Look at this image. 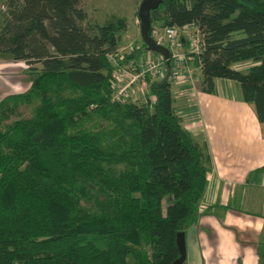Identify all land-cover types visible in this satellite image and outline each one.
<instances>
[{"label":"trees","instance_id":"16d2710c","mask_svg":"<svg viewBox=\"0 0 264 264\" xmlns=\"http://www.w3.org/2000/svg\"><path fill=\"white\" fill-rule=\"evenodd\" d=\"M4 3L0 55L24 62L31 80L0 101V264H172L209 154L183 127L171 80L147 78L153 100H113L124 18L98 23L80 0ZM158 21L196 27L201 93L217 78L237 82L264 122V0H162L151 37ZM138 51L125 60L151 50ZM162 59L176 79L171 52ZM19 105L29 115L7 121Z\"/></svg>","mask_w":264,"mask_h":264},{"label":"crops","instance_id":"0c3cea01","mask_svg":"<svg viewBox=\"0 0 264 264\" xmlns=\"http://www.w3.org/2000/svg\"><path fill=\"white\" fill-rule=\"evenodd\" d=\"M189 116L209 162L184 230L186 264H264V122L233 81L219 78L213 94L198 92Z\"/></svg>","mask_w":264,"mask_h":264},{"label":"rangeland","instance_id":"374dc122","mask_svg":"<svg viewBox=\"0 0 264 264\" xmlns=\"http://www.w3.org/2000/svg\"><path fill=\"white\" fill-rule=\"evenodd\" d=\"M142 0H80L81 7L87 12L88 17L97 21L98 23L103 22L111 15L122 17L126 21V30L120 33V38L117 46V53L115 56L110 57V61L114 66L113 71V100L123 101L129 100L133 102L143 103L149 98V91L147 83L141 84L140 82L131 83L128 86V80L132 78V74L136 73L134 69V63L139 64V61H143L145 56L149 59L156 60L162 56L159 53L152 51H145L138 58H132L125 60V55L138 54V50L143 40L141 37V30L139 19L136 12ZM4 0H0V15L4 12ZM185 28V29H184ZM180 29H176V36L178 39L183 38L185 43L181 45L180 53L183 56H188L190 66L183 64V67L178 70V77L173 79L171 73L167 70L164 71L162 67V73L154 77L148 78V81L160 80L169 78L171 80V90L175 100V109L178 115L182 118L183 127L191 133L193 139L199 144H203L205 139L203 135L193 134L194 132L190 127V116L189 114L194 109L196 98L199 91L200 75L198 66L195 60H192L193 53L191 43L195 41L199 33L195 26H188ZM152 37L157 44L158 39L165 41L167 32L169 29L164 28L161 22H155L152 25ZM160 45V44H159ZM165 47V45H163ZM195 49H199L196 47ZM191 57V58H190ZM194 59V58H193ZM249 65L248 62L237 63V67L245 68ZM157 78V79H156ZM31 77L27 73V65L18 61L15 62L7 55H0V101L7 95L24 93L30 87ZM131 81H129L130 83ZM238 86L237 82H234ZM145 85V86H144ZM123 86V88H122ZM239 89V86H238ZM240 91V89H239ZM133 92V93H132ZM150 99V98H149ZM150 100H153L151 97ZM7 121H10L16 117H25L29 115V107L25 105H19L15 107L11 112L8 111ZM205 152H207L205 148ZM19 264V263H17Z\"/></svg>","mask_w":264,"mask_h":264},{"label":"built area","instance_id":"2783aa9c","mask_svg":"<svg viewBox=\"0 0 264 264\" xmlns=\"http://www.w3.org/2000/svg\"><path fill=\"white\" fill-rule=\"evenodd\" d=\"M176 29L177 28L169 29L167 32L166 38H164L165 41H161L158 39L157 42L160 45H165V47H167L169 51L171 52V56L174 58L173 62H174V68H175L173 69V76H175L176 78H179L178 70L183 67L184 56L180 53V50L178 51V49L181 48V44L179 42L178 37L176 36V31H177ZM198 44L199 43L197 40L191 43L193 50L196 52H197V49L195 48L196 47L198 48ZM133 63H134V69L136 70V73L131 75L132 78L128 80V86L129 84L135 83V82H140L141 84L146 85V80L148 77L151 78L156 75H160L162 73L161 68L163 65V59L161 56L159 59H156V60L149 59L148 56H145L143 61L139 62V64H136L135 62ZM129 81L131 82L129 83Z\"/></svg>","mask_w":264,"mask_h":264},{"label":"water","instance_id":"95a60500","mask_svg":"<svg viewBox=\"0 0 264 264\" xmlns=\"http://www.w3.org/2000/svg\"><path fill=\"white\" fill-rule=\"evenodd\" d=\"M162 0H142L138 7L137 17L139 19L141 37L144 43L147 44L149 50L157 52L168 61L169 51L166 47L160 46L149 35L150 28V11L156 9ZM176 245L179 251V257L172 264H182L186 259V246L184 231H180L176 235Z\"/></svg>","mask_w":264,"mask_h":264},{"label":"bare ground","instance_id":"6f19581e","mask_svg":"<svg viewBox=\"0 0 264 264\" xmlns=\"http://www.w3.org/2000/svg\"><path fill=\"white\" fill-rule=\"evenodd\" d=\"M171 29H174V28H171Z\"/></svg>","mask_w":264,"mask_h":264}]
</instances>
